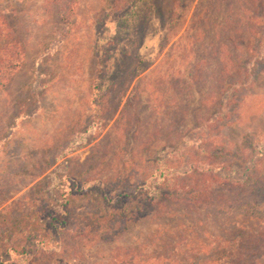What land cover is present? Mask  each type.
<instances>
[{"label":"rangeland","instance_id":"1","mask_svg":"<svg viewBox=\"0 0 264 264\" xmlns=\"http://www.w3.org/2000/svg\"><path fill=\"white\" fill-rule=\"evenodd\" d=\"M250 9L246 0H0L25 52L0 89L1 252L14 261L12 245L30 235L18 256L27 263L37 250L40 264H264L262 242L250 246L264 236V53L255 40L264 27ZM240 77L242 102L226 110L224 91ZM190 140L224 147L217 166L238 180L213 194V207L185 215L172 192L170 212L134 217L101 198L180 182ZM7 205L14 211L2 214ZM54 209L75 223L58 241ZM91 215L113 223L102 241L78 235ZM37 218L39 237L20 234Z\"/></svg>","mask_w":264,"mask_h":264},{"label":"trees","instance_id":"2","mask_svg":"<svg viewBox=\"0 0 264 264\" xmlns=\"http://www.w3.org/2000/svg\"><path fill=\"white\" fill-rule=\"evenodd\" d=\"M50 1L55 3L60 0ZM246 1L248 2V5L253 7V9L255 10V12H253L250 9V11L254 14V16L251 17L250 22H254L252 19L260 20L261 25L264 27V0ZM251 2L253 3L251 4ZM259 34L260 37H258V35L255 37L257 51L259 53L257 57H260L264 53V31L259 32ZM0 38L2 41V44L0 46V89H3L6 88L12 82L15 73L19 70L22 64L23 54L25 52L22 48V44L20 43L18 36L16 35L15 29L12 27V25L8 23L6 17L2 14H0ZM259 39L260 42H257ZM231 42L236 45V42H234L233 40H231ZM256 60L257 63L261 62L258 58ZM248 63L250 64L251 61H249ZM249 67L250 66H248L247 68ZM246 82L247 80L241 79L240 77V81H237L236 84L234 83L233 85L234 87L231 90L233 92L229 91V86V89H225L224 94L227 95L225 98L226 100L222 99L221 103V106L224 107V109L229 110L228 105L230 103L233 104L236 101H239V103L242 102V99H238L239 96H237V93L241 91L239 88L243 87ZM21 114L24 115L23 110L21 111ZM210 120L212 121V119ZM191 141L192 140L188 141V143H184L181 148L185 149L186 151L181 157V162L183 165H185V167L183 171V177L181 178L180 182L174 183V185L172 186V183L170 181L165 180L160 183L161 186H159L157 182L155 187L149 186L150 184H152L150 183L148 186H145L140 189V191H138V188H136L135 192L124 193L123 195L121 194L119 198H116V195H114V193H107L104 190L102 192L101 198L104 200L105 203L109 202V206H111V208L113 207L114 210L118 213L125 212L134 217L145 216L147 213H154L153 216L155 217L159 215V211H163V209L167 210V212H170V207H166L165 202L173 200L172 197H170L172 192L176 197L177 203H184L180 207L183 208V212H186L185 215L197 214L199 211L205 208L213 207L214 205L211 203L213 202V194L218 189L224 188L228 184H238V180L230 176V173H228V169H226V167L217 166L219 163L217 162L219 158L224 157L226 155V149L224 147L218 146L212 148L208 143H206L205 145L203 143H199L200 145L198 147H196V144L190 146L189 144L191 143ZM166 148L171 149L170 147H165V149ZM165 149L163 150L165 151ZM179 150L177 152H179ZM132 156L134 157V151H132ZM161 158L162 160L164 159V157ZM162 160L160 161L163 162ZM168 164L169 161L165 160L163 162L162 167L166 169ZM161 176H164V174L161 173ZM165 177L167 176L165 175ZM238 179L241 180L240 178ZM119 181L122 182V179H119ZM126 181L129 182L130 179ZM87 190L92 191V188ZM81 192L84 197L86 195H89L91 199L90 192H86L83 190H81ZM90 199L89 201H92ZM127 200H130V204L128 205H126L125 203ZM37 201L42 203L39 207V211H49V207L47 206L46 202L43 203L41 198H39ZM53 202L56 203L57 201L54 199ZM6 209H12L14 211L12 206L9 207V205H7L1 210V213L3 214ZM65 212L69 211L67 210ZM53 213L56 216L49 217H51V222H56L58 224L56 225L58 227V238H56V240L58 241V239L61 238V236H63L65 232L67 233V231L71 228L73 224L75 225V223L71 219H67L66 217H64L61 209H54ZM61 218L63 221L59 220ZM103 219V216L101 217V219H97L96 215L86 216L85 220H81L76 224L79 230L78 235H86L88 242L90 240H96L97 238L99 239V241H102L105 237L108 236L106 230L109 227L113 226V223H111L109 216H106V219L108 221H103ZM36 220L37 221L34 220L35 222H32L31 220L29 222L25 221L24 226H26V228L20 231V234L23 235V233L25 234L29 232L33 237H39L40 234L37 233L38 231L37 229H35V225L40 224L42 226V223L44 222H41L40 220H38V218ZM43 225L47 226L46 223ZM90 226H92V230H98V233L92 235V233L88 232L87 228ZM95 226H97V228H94ZM14 228H17L18 230V227ZM263 237L262 235H258L256 239H253V237L252 239L250 238V246H253L254 244L255 248H257L260 242H262L264 246ZM28 239H30V235H27V238L22 240V242L18 245H12V250L14 253H16V256H14V261H12L9 256L6 257L5 254L2 253L0 250V264H40L42 260L38 258L39 253L35 252L37 250H32L30 254L33 253V258H31L28 263L25 261V259H21L18 257L22 256L21 254L26 255L27 253H29ZM181 243L182 242L180 240V243H177L174 246L173 254L177 253L178 247L181 246ZM222 245L223 243L221 244V246ZM254 257L256 258L258 256L254 255ZM116 258H119V256H117ZM263 258V256H260L258 260L260 261ZM117 264H127V262L119 261V263L117 262Z\"/></svg>","mask_w":264,"mask_h":264}]
</instances>
